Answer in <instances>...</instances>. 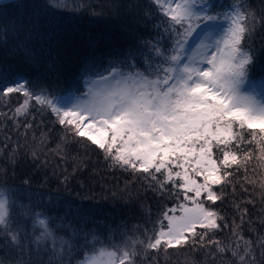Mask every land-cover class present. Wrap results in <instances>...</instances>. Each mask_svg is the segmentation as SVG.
Returning <instances> with one entry per match:
<instances>
[{
  "label": "snow or ice",
  "instance_id": "6c2138e0",
  "mask_svg": "<svg viewBox=\"0 0 264 264\" xmlns=\"http://www.w3.org/2000/svg\"><path fill=\"white\" fill-rule=\"evenodd\" d=\"M150 2L166 18L162 32L157 26L158 36L137 42L131 33L113 32L103 43L90 37L67 74L52 53L62 57L65 37L82 27L75 16L66 23L64 13L76 11L69 0L0 3V97H25L15 116L26 115L34 101L65 130L57 152L87 141L115 166L151 177L153 190L164 192L171 185L178 201L156 222L159 230H145L146 243L127 233L120 243L111 235L106 243L79 205L60 197L23 204L25 194L32 195L27 187L0 185V264H135L138 246L147 252L190 243L214 245L213 257L230 251V264H264V237L253 242L241 233L248 210L241 211L240 224L233 221L234 240L224 244L207 240L224 217L206 206L222 201L229 184L235 192L233 178L247 172L253 145L264 168V60L252 43L264 13L257 15L244 0ZM133 7L138 5H129L124 15ZM101 20L93 12L85 23ZM33 72L55 73L56 80L64 75L67 86L49 91L40 75L26 79ZM259 187L264 200V179Z\"/></svg>",
  "mask_w": 264,
  "mask_h": 264
},
{
  "label": "trees",
  "instance_id": "16d2710c",
  "mask_svg": "<svg viewBox=\"0 0 264 264\" xmlns=\"http://www.w3.org/2000/svg\"><path fill=\"white\" fill-rule=\"evenodd\" d=\"M12 2L14 0L2 4ZM219 2L229 4L234 0ZM244 2L257 15L264 13V0ZM116 3L124 7L117 9L114 7ZM69 5L70 9L76 11L64 13L68 17L66 23L73 22L72 17L75 16L81 20L82 27L76 32H69L65 37L62 57L52 53L65 74L75 69L78 53L86 47L88 38H97L103 43L110 33L122 31L134 35L138 42L158 36L160 33L157 26H160L162 32V21L166 20L157 13L150 0H69ZM129 5L138 7H133L132 14L125 16ZM93 12L101 14V22L85 23ZM145 13L149 15L145 16ZM153 16L156 18H152ZM252 43L258 57L264 60V26L259 23ZM37 75L41 76L40 83L47 85L49 91L67 86L64 83L65 76L61 75L56 80L55 73H26V79L33 81ZM29 87L32 85L29 84ZM79 90L82 92L84 89L81 86ZM24 99L19 93H13L7 98L0 97V185L18 189L27 187L32 195L25 194L23 204L60 197L62 201L79 205L95 221L90 227L106 243V238L110 235L116 243H120L124 239V233L133 239L139 236L146 243L145 230H159L156 222L162 218L166 209L178 203L172 195L171 185H167L164 192L153 190L149 184L155 185L156 182L151 177L115 166L111 160L106 159L103 151L87 141L69 143L63 151L57 152V145L62 144L61 137L66 135L64 128L55 122L56 117L50 112L39 111V105L34 101H30L26 115L15 116V109ZM28 123L31 128L25 129L24 125ZM42 133L45 134V142L39 143ZM252 147L253 159L248 164L247 172L241 170L233 178L235 192L233 184H229L222 190L225 193L222 201H217L215 205L206 203V206L215 208L224 217L223 221H218L221 228L210 233L207 240L221 241L224 244L234 240L231 231L233 221L240 224L241 211L245 208L248 214L241 227L244 239L255 242L258 236L264 237V200L261 199L259 187L260 181L264 179V168L260 167L262 162L259 160V151L255 145ZM33 150L37 152L35 158L32 156ZM246 178L257 183H247ZM163 179L162 175H158V180ZM26 180L29 181L27 186L24 184ZM220 191L217 189L218 195ZM249 200L253 203H248ZM53 212L54 209L49 210L50 214ZM62 213L63 209L57 214ZM164 225H167V221H164ZM135 226H140L139 231H136ZM197 231L202 230L197 228ZM60 234L62 233H58ZM137 251L135 264H230L233 261L230 251L213 257L211 253L216 252L214 245L200 248L198 244L194 246L190 243L186 246L168 247L167 250L161 246L158 250L147 252L142 246H138ZM259 251L257 248V256ZM3 255L4 253H0V256ZM8 255L14 257L15 253L9 252ZM43 259L47 261L48 257L43 256ZM5 264H9V261L6 260Z\"/></svg>",
  "mask_w": 264,
  "mask_h": 264
},
{
  "label": "water",
  "instance_id": "95a60500",
  "mask_svg": "<svg viewBox=\"0 0 264 264\" xmlns=\"http://www.w3.org/2000/svg\"><path fill=\"white\" fill-rule=\"evenodd\" d=\"M5 1H9V0H0V3H3V2H5Z\"/></svg>",
  "mask_w": 264,
  "mask_h": 264
},
{
  "label": "rangeland",
  "instance_id": "374dc122",
  "mask_svg": "<svg viewBox=\"0 0 264 264\" xmlns=\"http://www.w3.org/2000/svg\"><path fill=\"white\" fill-rule=\"evenodd\" d=\"M169 214H171V213H169ZM176 215H179V211H177Z\"/></svg>",
  "mask_w": 264,
  "mask_h": 264
}]
</instances>
